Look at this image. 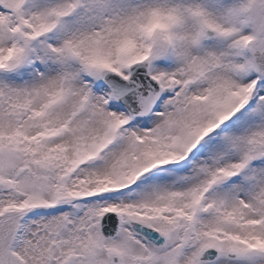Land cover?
Returning <instances> with one entry per match:
<instances>
[{
	"label": "snow or ice",
	"instance_id": "1",
	"mask_svg": "<svg viewBox=\"0 0 264 264\" xmlns=\"http://www.w3.org/2000/svg\"><path fill=\"white\" fill-rule=\"evenodd\" d=\"M0 264H264V0H0Z\"/></svg>",
	"mask_w": 264,
	"mask_h": 264
}]
</instances>
